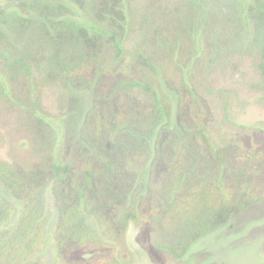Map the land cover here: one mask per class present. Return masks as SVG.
<instances>
[{"label":"rangeland","instance_id":"1","mask_svg":"<svg viewBox=\"0 0 264 264\" xmlns=\"http://www.w3.org/2000/svg\"><path fill=\"white\" fill-rule=\"evenodd\" d=\"M46 1L0 0V264H264V0Z\"/></svg>","mask_w":264,"mask_h":264},{"label":"trees","instance_id":"2","mask_svg":"<svg viewBox=\"0 0 264 264\" xmlns=\"http://www.w3.org/2000/svg\"><path fill=\"white\" fill-rule=\"evenodd\" d=\"M72 1H74V3L77 6H82L84 8V11H85L86 15L89 13L88 9H95L97 12L101 13L102 17H105V18H106V15H108V13L113 12L110 16L116 15L118 17L117 23H118L119 20H121L122 23H120V24H122L123 26H124V24L130 23L131 20L129 19V15L133 16L134 13H135L134 6L132 5V3L134 2L133 0H105L104 1L105 4L107 3V4L111 5V8L108 11H105V12L104 11L101 12L98 8H94V6H91L89 8L84 7L85 3H83V0H72ZM52 4H54V5L52 6ZM195 6L198 7V5H195ZM38 7L39 8H44V9H56L57 11L61 12L62 18H63V15L64 16L66 15L68 17H71L72 15H74L72 13L73 10H72L70 4L69 3H65V2L64 3L55 2V1H51L50 2V1L47 0L44 3L38 4ZM192 10H194V7H193ZM192 13H194V12L192 11ZM88 15H91V14H88ZM66 16H65V18H66ZM81 25L82 24L77 22V20L72 19V17H71L68 20L65 19L62 22V25L60 26V30H62L63 33L67 32V30L72 31L74 33H78L81 36L79 40H84V39H82V38H84V36L82 35L83 28H82ZM99 29L103 30L102 26H99ZM94 30H97V28L92 29V33H93ZM103 31L109 33L112 30H103ZM85 32L86 31H84V33ZM102 35L103 34L97 33L96 36H95V39H97V38H99L97 40L103 39ZM114 42L118 43V44H113L114 45L113 47H115V49L119 48L120 47L119 46V42H121V41L114 40ZM56 63H58L60 65V67H62L63 65L64 66L66 65L65 61H63V60L62 61H58ZM22 67H24V66L22 65L21 68ZM1 85L4 88L7 87V85L4 84V83L1 84ZM0 90H1V86H0ZM2 91H5V89H2ZM0 202H1V200H0ZM69 213H71V212L68 211L63 216L64 218H63V221H62V227L65 228L66 230H73V229H75L77 227L78 228L80 227V228L84 229L83 225H85V223L83 222V220L81 221L82 218L79 219L77 216L74 217L73 215H70ZM10 215H11V213L8 214V216H10ZM1 218L2 217H0V253L5 258L8 257V258L11 259V257H16V259H18L17 262H20V260H23V259H24V262H26V260H31L33 258V255H35L36 253L39 252V249L37 247L38 241H39V237H38V239H37V237H35L36 239L34 238L33 241H32L34 245L37 243V245H36L37 249L34 250V251L32 249H30L28 252H25L26 253V257L24 256L23 259H22V251H20L18 248H15L16 245H14V244L9 246V247H6L5 246L6 242H5L4 238L7 236L8 240H10L11 238L15 239V240H18L19 238L22 237L21 235H23V233L26 234L27 230L28 231L31 230L30 228L32 227L33 223L25 222L26 221L25 220V221L21 222V224H18L15 227H13V229L10 230L9 234L7 235V231H5L4 228H1L3 226V224H5L2 221L3 219H1ZM19 225H21V226H19ZM17 230H20V232H22V234L21 235H17L16 234ZM92 233H95V232L93 231ZM15 255H17V256H15ZM0 257H2V256H0ZM9 264H11V263H9Z\"/></svg>","mask_w":264,"mask_h":264}]
</instances>
